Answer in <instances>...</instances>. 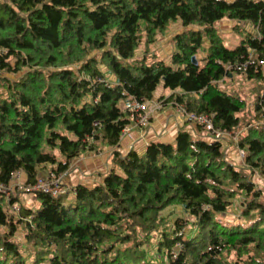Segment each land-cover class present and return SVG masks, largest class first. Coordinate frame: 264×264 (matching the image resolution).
I'll return each instance as SVG.
<instances>
[{
  "label": "trees",
  "instance_id": "16d2710c",
  "mask_svg": "<svg viewBox=\"0 0 264 264\" xmlns=\"http://www.w3.org/2000/svg\"><path fill=\"white\" fill-rule=\"evenodd\" d=\"M225 19L257 35L227 48ZM173 24L171 65L138 59ZM263 67L264 0H0V264H264ZM234 73L253 82L250 104L222 87ZM161 84L163 107L237 141L189 123L174 142L119 151L133 124L123 104ZM104 147L101 183L33 192L37 208L10 192Z\"/></svg>",
  "mask_w": 264,
  "mask_h": 264
},
{
  "label": "crops",
  "instance_id": "0c3cea01",
  "mask_svg": "<svg viewBox=\"0 0 264 264\" xmlns=\"http://www.w3.org/2000/svg\"><path fill=\"white\" fill-rule=\"evenodd\" d=\"M228 21L230 22H227V25L233 24L231 20ZM170 95V91L165 90L164 85L161 84L155 92L152 101L163 102ZM163 97L164 99L161 100ZM150 120V123L144 127H133L122 138L118 150L122 153H127L129 150L134 149L138 153L143 154L148 143L158 140L174 142L180 128L187 126L188 129L190 127L183 110L171 102L166 103L160 112L153 114ZM113 150L111 147H104L99 153H91L77 160L74 163L75 169L71 171L72 173L67 172L62 176L63 184L72 188L78 184L93 185L98 182L101 183L103 174L109 168V158ZM19 178L22 183L26 182L25 176ZM19 180L17 181L16 179L13 183H19Z\"/></svg>",
  "mask_w": 264,
  "mask_h": 264
},
{
  "label": "rangeland",
  "instance_id": "374dc122",
  "mask_svg": "<svg viewBox=\"0 0 264 264\" xmlns=\"http://www.w3.org/2000/svg\"><path fill=\"white\" fill-rule=\"evenodd\" d=\"M228 21L227 19L223 20L222 23L217 22L215 24V27L220 31L223 40L224 45L227 48H235L241 44V41L246 37L247 34L251 35H257L255 32L254 27H252L248 22H242L239 27L241 29V33H237L234 31V26L237 25V21H232L233 24L227 25ZM229 24V23H228ZM184 30L181 24H173L169 30L165 34L158 35V42L151 45L149 49H146L144 44L142 43L141 47L138 51V59H142L144 55L147 53V59L146 63L150 64L153 61H165L167 65H171V55L175 51L174 44L172 43V38L177 34ZM207 46V42L205 43L204 47ZM153 54H156V57H153ZM204 57V53L201 52L199 54V59L201 60ZM264 70V67H263ZM222 87L226 89L231 94H237L241 96L243 99L247 101L248 104L252 102V90L254 87V84L252 81L247 80L245 76L234 73L232 79L227 78V82L221 83ZM161 103L160 101H156ZM163 107L161 108V110ZM161 110L154 112L158 113ZM152 114V116H153ZM152 116L150 119H152ZM151 121V120H150ZM149 121V123H150ZM146 126V125H145ZM228 146L231 147L228 150H231V158L234 159V162L242 163L243 159H241L238 155L237 146L231 145V143H228ZM58 157L61 159V155L57 152ZM77 160L73 161L71 164L70 170L68 172H71L75 169L74 163ZM74 172V171H73ZM72 173V172H71ZM89 176V175H88ZM21 179V178H19ZM17 179V181L19 180ZM16 181V182H17ZM22 180H19V183H12L10 192L14 195H17L20 199L19 201L21 203L27 204L30 207L37 208L39 206V203L34 199L33 192H30L29 190L25 189V183L21 182ZM101 182V181H100ZM22 183V184H21ZM99 183V182H98ZM264 186V181H262ZM21 234H19V237Z\"/></svg>",
  "mask_w": 264,
  "mask_h": 264
},
{
  "label": "built area",
  "instance_id": "2783aa9c",
  "mask_svg": "<svg viewBox=\"0 0 264 264\" xmlns=\"http://www.w3.org/2000/svg\"><path fill=\"white\" fill-rule=\"evenodd\" d=\"M162 107V102L159 103L152 100L149 102H140L138 100L128 98L123 104V109L131 113L133 124L124 131L123 137L128 134L133 127H144L145 125H148L152 114L161 110ZM184 113L188 123L201 125L204 131L214 139L226 140L232 138L235 142L237 141V138L233 137L231 134L216 130L213 125L212 117L207 116L206 114ZM237 152L241 159L245 157L244 151L238 150ZM18 178L19 177L17 176L16 179ZM61 179L62 178H56L53 176L42 178L36 185L25 187V189L30 192L41 191L55 197L65 195L68 192V188L64 186Z\"/></svg>",
  "mask_w": 264,
  "mask_h": 264
},
{
  "label": "water",
  "instance_id": "95a60500",
  "mask_svg": "<svg viewBox=\"0 0 264 264\" xmlns=\"http://www.w3.org/2000/svg\"><path fill=\"white\" fill-rule=\"evenodd\" d=\"M193 62H194L195 64H197V60H196V58H193Z\"/></svg>",
  "mask_w": 264,
  "mask_h": 264
}]
</instances>
